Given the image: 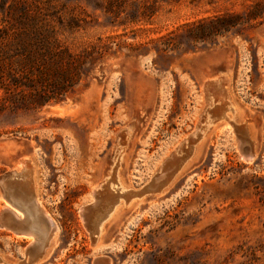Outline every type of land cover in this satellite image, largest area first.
<instances>
[{
  "label": "rangeland",
  "instance_id": "rangeland-1",
  "mask_svg": "<svg viewBox=\"0 0 264 264\" xmlns=\"http://www.w3.org/2000/svg\"><path fill=\"white\" fill-rule=\"evenodd\" d=\"M11 5L58 18L61 52L81 55L61 101L0 111V178L26 158L55 224L38 264H264V0H0ZM93 48L102 59L82 64ZM209 82L240 98L255 157H240L230 124L209 127L171 185L119 200L93 243L81 206L115 167L113 191L146 185L202 126ZM12 234L0 228V264L30 244Z\"/></svg>",
  "mask_w": 264,
  "mask_h": 264
},
{
  "label": "water",
  "instance_id": "water-1",
  "mask_svg": "<svg viewBox=\"0 0 264 264\" xmlns=\"http://www.w3.org/2000/svg\"><path fill=\"white\" fill-rule=\"evenodd\" d=\"M206 88V92H214L216 106L206 111L201 123L202 126L198 128V131L162 162L157 173L151 177L146 185L139 190H126L122 193L113 191L110 187L111 182L115 181L119 185L115 167L111 179L102 185L99 190L92 191L93 202L81 206V217L90 232L93 243H96L98 240L100 222L119 200L124 199L126 203H129L134 199L161 195L193 157L195 148L203 137L202 132L208 121L207 118L214 124L224 118L228 112V105L225 98H223L224 96L217 93L212 84H207ZM230 125L237 135V149L240 157L245 160L255 157V145L245 136L244 125L237 126L232 122H230ZM241 136L244 138H241ZM119 137L121 138L120 145H122V141L125 140L126 135L121 134ZM28 179L20 180L14 170L0 178V190L3 199L9 203L12 209L22 214V217L18 218L12 211H2L0 213V228L18 236H33L34 238L33 243L29 244L22 251V257L17 264H38L41 262L45 258L46 249L55 233V227L34 204L33 183L31 179ZM27 188L30 190L29 194L25 192ZM96 264H109V261L100 259Z\"/></svg>",
  "mask_w": 264,
  "mask_h": 264
},
{
  "label": "trees",
  "instance_id": "trees-1",
  "mask_svg": "<svg viewBox=\"0 0 264 264\" xmlns=\"http://www.w3.org/2000/svg\"><path fill=\"white\" fill-rule=\"evenodd\" d=\"M11 6L0 7V111L20 105L41 108L61 101L68 88L76 84L68 76L74 63L81 67V55L61 52L60 33L52 26L58 18ZM94 52L98 54L96 48L86 50L82 64L93 65L102 59L101 54L93 56ZM77 75L80 79L79 72Z\"/></svg>",
  "mask_w": 264,
  "mask_h": 264
},
{
  "label": "bare ground",
  "instance_id": "bare-ground-1",
  "mask_svg": "<svg viewBox=\"0 0 264 264\" xmlns=\"http://www.w3.org/2000/svg\"><path fill=\"white\" fill-rule=\"evenodd\" d=\"M209 84H212V86H214V88H215V90L217 91V93H219L220 95H223L224 97L223 98H225V101L227 102L228 100H227V96H226V83L225 82H223V83H216V82H209ZM207 87V85L205 86V92L204 93H206V100H207V107H215L216 106V104H215V102H214V92L212 93L211 91H207L206 92V88ZM227 105H229L228 104V102H227ZM61 112V111H60ZM230 112H232V108L231 107H228V112L225 114V116H224V118L223 119H221L220 121H219V123L222 121V122H224L223 120H225V119H227V115L230 113ZM62 115V114H61ZM208 119V121L206 122V125H205V131L209 128V127H213V129H215V127L219 124V123H217V124H214V123H212L210 120H209V118H207ZM205 131H203L202 132V134L204 135V133H205ZM125 134V133H124ZM126 136H127V134H126ZM249 137V136H248ZM128 138V137H127ZM189 138V137H188ZM185 141V140H184ZM127 142V141H126ZM125 142V143H126ZM124 143V142H123ZM201 144V143H200ZM199 144V145H200ZM123 145V144H122ZM198 145V146H199ZM126 146H128V145H126ZM198 146H197V148H198ZM17 147V146H16ZM197 148H196V150H197ZM177 150V149H176ZM121 153V152H120ZM195 153H196V151H195ZM121 155V154H120ZM194 156H195V154H194ZM194 156L188 161V163L187 164H189V162H191L192 160H193V158H194ZM243 159V158H242ZM252 159V158H251ZM251 159H248V160H245V159H243L244 161H249V160H251ZM120 161V160H119ZM118 161V162H119ZM18 163V165H16V167H21V169L24 171V170H26V169H28L29 168V166H27V165H25V162L24 161H19V162H17ZM187 164H186V166H187ZM185 166V167H186ZM184 167V168H185ZM96 189H94L93 191H95ZM116 191H118V192H120V190L119 189H117ZM124 192V191H123ZM92 196V195H91ZM144 198V197H143ZM143 198H141V199H134V200H132L131 202H129V203H126L125 202V205L122 207H118L117 209H123V208H127V207H129L132 203H137V202H139V201H141ZM34 200H36V204H37V208L49 219V221L51 222V224L55 227V224H54V222H53V220L48 216V214H47V212H46V210L44 209V208H42L41 207V204L40 203H38V200H37V198L36 197H34ZM119 202V201H118ZM118 202L113 206V208H112V210L106 215V217L104 218V219H102V221L100 222V225H99V233H98V235L100 236V234L104 231V228H105V226L108 224V222L110 221V219H111V217L114 215V213L116 212V210L117 209H115L114 210V208H115V206L118 204ZM42 203V202H41ZM7 204V203H6ZM7 206H8V204H7ZM9 208L11 209V207L9 206ZM81 209V208H80ZM107 212V211H106ZM15 213V215L18 217V218H21L22 217V215H21V213L19 212V211H17V212H14ZM81 213V212H80ZM83 223H84V221H83ZM85 226V225H84ZM99 236H98V239H99ZM26 238V237H25ZM29 238V237H28ZM31 241L32 240H30V243H31ZM49 247V246H48Z\"/></svg>",
  "mask_w": 264,
  "mask_h": 264
},
{
  "label": "flooded vegetation",
  "instance_id": "flooded-vegetation-1",
  "mask_svg": "<svg viewBox=\"0 0 264 264\" xmlns=\"http://www.w3.org/2000/svg\"><path fill=\"white\" fill-rule=\"evenodd\" d=\"M228 100V99H227ZM228 102V107H231L232 109L234 108V106L233 105H231V103L229 102V101H227ZM212 107H208V109L207 110H209V109H211ZM232 112H235V111H232ZM227 118H233L232 117V114L231 113H229L227 116H226ZM228 123H227V125L226 126H223V125H217L216 127H215V131H224L225 129H227L228 128ZM21 161H24L25 162V165H27V166H29V168L28 169H26V170H22V169H20V172L18 173L17 172V168L14 170V172L16 173V175L18 176V178H20V180H26V179H28L29 177V179H31L32 180V178H33V176H32V170H31V166L28 164V160L26 159V158H23L22 160H20V162ZM29 170H30V172H29ZM28 179V180H29ZM34 186V185H33ZM33 191H34V197H36V195H35V190H34V188H33ZM25 192H27V194H29V192H30V190H29V188H27V189H25ZM4 203H5V207L2 209V211H5V210H9V211H12V212H17L16 210H14V209H12V207H11V209L9 208V203H7V202H5L4 201ZM8 204V206H7V204ZM34 204L37 206V204H36V200H34ZM22 215V214H21ZM12 235H14V236H16V237H19V238H25V237H22V236H18V235H16V234H12ZM26 238H28V237H26ZM29 239L30 240H32L31 241V243L30 244H32L33 243V241H34V238H33V236H29Z\"/></svg>",
  "mask_w": 264,
  "mask_h": 264
},
{
  "label": "crops",
  "instance_id": "crops-1",
  "mask_svg": "<svg viewBox=\"0 0 264 264\" xmlns=\"http://www.w3.org/2000/svg\"><path fill=\"white\" fill-rule=\"evenodd\" d=\"M229 96H230V99H231L233 106H234L232 111H235V112H230L232 114L233 118H227V119L223 120L224 123H222L221 125L226 126L227 123L230 124V122H232L237 126H242L241 123H242L243 111H244L243 104L241 103L240 98L236 95L235 92L232 94V96H231V92H229ZM241 138H244V137L241 136ZM197 146H196V148H197ZM196 148H195V151H196ZM194 154H195V152H194Z\"/></svg>",
  "mask_w": 264,
  "mask_h": 264
}]
</instances>
